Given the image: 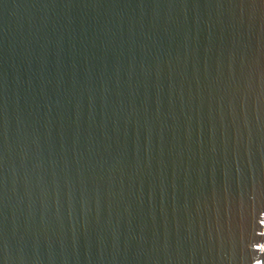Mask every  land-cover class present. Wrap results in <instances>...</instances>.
<instances>
[{"label":"water","instance_id":"obj_1","mask_svg":"<svg viewBox=\"0 0 264 264\" xmlns=\"http://www.w3.org/2000/svg\"><path fill=\"white\" fill-rule=\"evenodd\" d=\"M0 264H264V0H0Z\"/></svg>","mask_w":264,"mask_h":264}]
</instances>
